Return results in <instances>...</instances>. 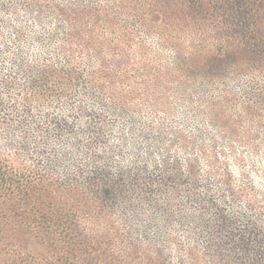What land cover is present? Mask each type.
Listing matches in <instances>:
<instances>
[{
    "label": "clouds",
    "instance_id": "9594fccd",
    "mask_svg": "<svg viewBox=\"0 0 264 264\" xmlns=\"http://www.w3.org/2000/svg\"><path fill=\"white\" fill-rule=\"evenodd\" d=\"M31 6L37 8V5ZM39 7L45 10L47 19L43 24L28 20L34 30L28 29L30 35L25 42L17 47L7 38L11 30L6 29L4 44H0V48H10L0 58L3 67L0 116L4 117L0 122V150L8 155L25 140L35 141L32 144L36 149L35 158L44 161L41 168L49 165L51 179L70 186L65 197L68 209L93 243L105 245L110 259L123 258L133 245L163 246L170 253L171 264L195 261L203 264L208 260L204 255L206 245L216 239L209 236L207 226L219 216L236 220L241 228L255 226L264 232V104H256L257 98L264 96V61L249 60L243 43L219 35L214 27L194 26L179 20L158 23L155 19L160 8L157 0H84L83 3L80 0H41ZM58 8L65 9V15L62 16ZM81 10H98L103 17L101 25L115 29L116 37L125 42L124 51L134 58L133 69L138 75L143 74L140 75L143 83H130L123 78L114 83L107 106L98 109L109 120L106 127L110 131L104 145H97L94 138L79 134L57 141L44 132L54 127L52 116L66 114L65 102L86 103L83 93L65 97L60 107H56L55 98H33L26 89L27 82L41 70L64 77L80 63L82 57L73 40L78 27L73 16ZM36 14L33 11L32 15ZM101 31L98 27L97 32ZM53 32L58 33L56 43L48 48L36 47L31 39L37 34L48 36ZM114 106H117V115H112ZM118 106L127 109L126 117L120 116ZM216 109L224 110L232 126L240 130L239 137L221 139L227 130L210 126L209 120ZM253 109L261 115L253 118L250 115ZM72 111L76 116L81 115L75 108ZM177 113L186 116L180 123L181 128L191 132L199 128L203 135L199 145H204L207 154L201 157V186L160 197L148 195L149 190H159L158 185L150 184L138 190L126 209L106 206L95 187H90L86 181L94 170L110 173L115 178L121 169L143 159V153H137L130 143L129 119L142 120L145 127L153 122L176 127L173 118ZM37 125L41 126L40 130ZM253 133L260 138L252 139ZM212 137L217 142L218 161L215 162ZM126 143L128 148H125ZM117 144L119 148L115 147ZM252 145H258V150L254 152ZM165 148L167 144L161 152ZM41 150H44L43 155H40ZM200 154L199 146L196 155ZM154 159L158 162L160 156ZM165 211L167 214H162ZM134 214L144 224L150 223L149 240L145 241L136 231L140 224L125 223ZM169 216L174 222L166 223ZM237 255L244 258L239 249L224 258L231 259L233 264H251L250 255L243 262L235 259ZM215 259L213 257L211 264H215Z\"/></svg>",
    "mask_w": 264,
    "mask_h": 264
},
{
    "label": "rangeland",
    "instance_id": "374dc122",
    "mask_svg": "<svg viewBox=\"0 0 264 264\" xmlns=\"http://www.w3.org/2000/svg\"><path fill=\"white\" fill-rule=\"evenodd\" d=\"M80 2L83 3L84 0H80ZM40 3L41 0H0V44H4L6 29L11 30L7 38L12 40L13 44L18 47L29 38L30 33L28 29L33 28L34 30V27L28 24V20L34 19L35 24H43L44 20L47 19V15L45 14V10L39 7ZM31 5H37V8L33 9ZM33 11L37 13L35 16L32 15ZM82 11L85 10L76 12L73 16V18H77L75 23L78 27L73 34V40L76 42L77 50L82 57L80 63L70 69L64 77H60L52 71L41 70L32 80L27 82L26 89L27 92H31L33 98H40L39 95H41V99L51 100L55 98L57 101L56 107H60V103L65 97L73 94L79 96L83 93V96L87 98V102L79 105H76L74 102H65L64 108L66 114L52 116L51 124L54 127L44 129V132L50 133V139L57 141L63 140L64 137L70 138L75 134H79L94 138L97 145H104L107 144L106 135L110 131L106 127L109 120L108 116L98 109H103L107 106L112 95L111 86L114 83L120 82L122 78L130 83H143L140 80V75L143 74L138 75L137 70L133 69L134 58L124 51L125 42L122 38L116 37L115 29H106L101 25L100 20H92L87 13ZM73 12H75L74 9ZM60 14L62 16L65 15V13L61 12ZM42 17L43 19H41ZM156 21L158 23H168L167 19L161 20L160 18L158 20L157 18ZM98 27L102 28L101 32H97ZM106 33H110V35H106ZM57 35L58 33L56 32L48 36L41 33L32 36L31 39L34 41L36 47L48 48L56 43L55 37ZM9 50L10 48L7 46L0 48V58H2L4 51ZM0 63H2V59H0ZM2 72L3 67L0 66V73ZM19 94L17 93V95ZM26 97L27 95H25ZM256 104H264V96L258 97ZM118 107L120 116L126 117L128 115L127 109L123 106ZM73 108L80 112L81 115L76 116L72 111ZM2 112L3 101L0 100V113ZM48 115V113H45V116ZM112 115H117V106L113 107ZM250 115L255 118L260 116L261 113L253 109ZM185 118V114L177 113L176 117L173 118V123L176 124V127H168L164 124H156L155 122L145 127L142 120L129 119L128 123L132 125L128 129L129 136L132 137L130 143L137 153H143V159L138 160L132 167L121 169L117 177L119 176L126 185H128L127 176L137 178L138 183L134 185L135 197L138 190L150 184L158 185L159 190L153 192L152 195L160 197L167 196L170 192L179 193L182 189L187 191L201 186V157L207 154L204 145L202 143L199 145V142L203 140V135L200 134L201 130L199 128L195 132L181 128L180 123ZM3 121L4 117L0 116V122ZM45 123H48V121L46 120ZM137 124L140 125L139 128L136 127ZM209 124L213 128L219 127L220 129L227 130L226 135H221V139L226 138V136L232 138L240 136V130L232 126L229 118L225 116L223 109L215 110V114L209 120ZM40 128L41 126L37 125V130H40ZM259 138L258 134H252V139L258 140ZM127 139L126 137L125 140L127 141ZM33 143L35 141L29 143L25 140L14 152H9L8 155H5L3 150H0V157L11 158L14 161H19L30 166L35 164L34 168L40 169L51 177L50 166L45 165L44 168H41L44 161H38L35 158L36 149L33 148ZM165 144H167V148L161 152V148ZM199 146L201 154L196 155ZM115 147L119 148V145L117 144ZM216 147L217 142L212 137L213 162L218 161V157L215 156ZM258 147V145H252V150L255 152L258 150ZM125 148H128L127 143L125 144ZM55 151L56 149H53V152ZM29 153L32 154L29 155ZM43 154L44 150H41L40 155ZM156 156H160L158 162L154 159ZM22 157H26V159ZM27 161H31V164ZM208 183L210 184L211 181H208ZM114 205H109V207L113 209H126L121 202L116 201ZM225 220L235 222L236 225L233 227L234 232L241 233L244 230L236 220L229 217H226ZM168 221H170L169 223L174 222V218L170 216ZM222 221L221 217H217L209 225V231L211 236L216 237V243L225 237L231 238L232 236L228 225L226 228H222ZM125 223L140 224L141 227L136 228V231L143 235L145 241L150 239L148 229L151 225L150 223L144 224L138 215L134 214L131 218L126 219ZM209 244H212V246ZM213 246H215L214 240H211L206 245L204 255L208 257V260L204 261L203 264H211V256H213L211 254H214L212 252ZM158 248L165 250L164 254L168 258L170 253L167 252V249L163 246ZM235 259L243 262V258L241 259L238 255ZM229 261L233 264L231 259ZM197 262L200 264L199 261ZM169 263L171 264L170 260ZM193 264H196V262H193ZM215 264H220V262L217 261Z\"/></svg>",
    "mask_w": 264,
    "mask_h": 264
},
{
    "label": "trees",
    "instance_id": "16d2710c",
    "mask_svg": "<svg viewBox=\"0 0 264 264\" xmlns=\"http://www.w3.org/2000/svg\"><path fill=\"white\" fill-rule=\"evenodd\" d=\"M157 2L160 8L156 20L167 19L168 23L179 20L194 26L214 27L219 35L243 43L249 60L264 61V0ZM58 11L66 12L65 9ZM82 12L92 20H103L98 10ZM126 178L128 185L119 176L114 178L110 173L94 170L86 183L95 187L106 206L118 201L127 208L128 202L135 197L134 185L138 181L134 176ZM69 192L70 186L57 184L40 169L0 157V264H170L165 250L136 245L123 258L110 259L105 245L93 243L68 209L65 197ZM152 193L149 190L148 195ZM219 217L223 220L222 228L228 225L232 236L217 243L214 240L212 260L215 257V263L232 264L224 256L239 249L244 258L251 256V264H264V232L245 225L244 230L237 233L233 230L235 222L225 220V216ZM209 236L213 237L210 231Z\"/></svg>",
    "mask_w": 264,
    "mask_h": 264
}]
</instances>
